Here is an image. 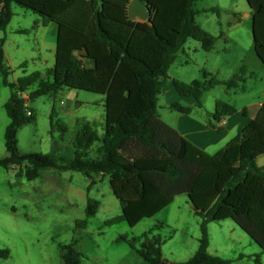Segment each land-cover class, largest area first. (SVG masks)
Returning <instances> with one entry per match:
<instances>
[{"label":"trees","instance_id":"1","mask_svg":"<svg viewBox=\"0 0 264 264\" xmlns=\"http://www.w3.org/2000/svg\"><path fill=\"white\" fill-rule=\"evenodd\" d=\"M132 0H0V74L11 95L5 103L10 123L5 131L8 155L0 158L2 167H19L18 174L29 180L41 176L42 170H74L85 174L87 187L85 218L77 226L86 228L95 216L100 201L90 196L97 176H106L122 213L107 224L125 221L135 226L171 206L176 197L187 195L194 213L201 218V237L195 253L185 261L170 262L163 256L161 238L148 237L138 250L148 264H234L244 258L262 264L264 253V167L256 160L264 154V101L256 117L228 144L210 154L158 116V84L168 77V70L188 39L197 40L211 51L217 37L196 20L199 0H142L149 7L147 21L131 17ZM256 10L253 42L264 66V0H247ZM25 7L42 18V25L58 27L55 62L48 76L40 70L9 79L12 68L6 62V29L14 12L12 4ZM212 7L204 11H217ZM19 32H28L20 30ZM26 63H23L25 65ZM22 65V66H23ZM203 80L189 83L173 79L177 91L194 96L203 108V94L218 84L228 90L239 82L219 80L207 71ZM64 88L82 89L105 95V133L96 157L89 149L100 140L90 122L83 123L74 144L75 155L64 158L55 153L21 152L18 131L35 123L37 116L28 101L44 95H57ZM28 94V98L24 95ZM182 113L191 106L174 104ZM247 109L244 110L246 112ZM238 111L235 104L216 100L210 125ZM30 112V113H29ZM64 130H67L63 126ZM233 220L260 253H240L224 258L209 252L208 224ZM65 264H81L82 252L74 245H64ZM10 250L0 248V258H9Z\"/></svg>","mask_w":264,"mask_h":264},{"label":"rangeland","instance_id":"2","mask_svg":"<svg viewBox=\"0 0 264 264\" xmlns=\"http://www.w3.org/2000/svg\"><path fill=\"white\" fill-rule=\"evenodd\" d=\"M212 7L219 9L204 11ZM195 8L200 10L197 22L217 37L216 44L206 51L197 40L188 39L164 82L203 80L204 71L219 80L235 78L238 88L228 90L224 84H218L203 94V116L213 120L215 102L219 99L253 110V103L264 100V66L253 42L256 10L247 0H199ZM12 10L14 16L6 29L4 46L6 62L12 68L10 81L16 82L37 70L47 77L54 66L56 51L51 26L45 27L39 14L16 3L12 4ZM3 35L0 30V41ZM10 95L11 89L4 85L0 74V158L8 155L5 131L10 118L5 103ZM167 99L166 93H159L158 116L173 122ZM28 103L37 120L19 129L21 152L55 153L71 158L77 150L74 144L77 132L83 123L90 122L100 136L89 149V156L96 157L105 133V95L64 88L57 95L40 96ZM18 171L17 166H0V248L10 250V257L0 258V264H65L63 246L70 244L82 252L81 264H148L138 253L145 240L144 233L151 239L161 238L163 256L170 262L187 260L199 246L201 218L188 206L187 195L176 197L171 206L135 226L125 221L107 224L122 213V208L109 178L97 176L90 196L100 201V208L89 218L88 226L82 228L77 221L86 216L90 183L85 174L47 168L40 177L29 180ZM208 232L211 249L220 250L219 255L224 258L235 259L239 252L259 251V246L231 219L210 222ZM260 259L264 264L262 252ZM239 261L234 264H255L253 259Z\"/></svg>","mask_w":264,"mask_h":264},{"label":"crops","instance_id":"3","mask_svg":"<svg viewBox=\"0 0 264 264\" xmlns=\"http://www.w3.org/2000/svg\"><path fill=\"white\" fill-rule=\"evenodd\" d=\"M50 26V34L52 36V39L54 37L57 41V24L52 22L50 23V25L45 27ZM164 81L165 79L158 84L159 93H166V95L168 96L167 101L169 106L171 107L170 112L173 116V122L167 123L174 127L181 135L186 137L200 149L210 154H214L224 148L230 140H232L236 135H238L256 117L263 104V102L253 103V110H251L250 108L237 107L238 111L235 114L231 116H226L220 121H216L214 123L215 125L212 126L210 125L211 121L208 119V117L205 118L201 112V109L197 107L198 101L194 96L181 95L177 91L173 81H169L168 83ZM175 103H178L183 106H195L196 109H193V111L189 114L182 113L174 107ZM182 103H187L188 105H184ZM245 109H247L246 112H244ZM256 164L259 167H264V154L257 158ZM188 206L191 207V205ZM198 238L199 237L196 238L197 243ZM211 245L212 240L210 241L209 252L219 255L220 250H212ZM258 252H260V249L257 252H254L253 250V252L247 253V255L256 254ZM240 253L242 252L237 253V255H235L234 257L238 256ZM192 255L193 254H191L190 256ZM243 260H250V258H244L239 262H242Z\"/></svg>","mask_w":264,"mask_h":264},{"label":"water","instance_id":"4","mask_svg":"<svg viewBox=\"0 0 264 264\" xmlns=\"http://www.w3.org/2000/svg\"><path fill=\"white\" fill-rule=\"evenodd\" d=\"M131 17H138L143 21H147L151 17V11L142 0H132L129 5Z\"/></svg>","mask_w":264,"mask_h":264},{"label":"built area","instance_id":"5","mask_svg":"<svg viewBox=\"0 0 264 264\" xmlns=\"http://www.w3.org/2000/svg\"><path fill=\"white\" fill-rule=\"evenodd\" d=\"M24 96H25L26 98H28L29 95H28V94H25ZM29 113H30V112H29Z\"/></svg>","mask_w":264,"mask_h":264}]
</instances>
